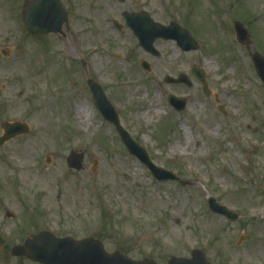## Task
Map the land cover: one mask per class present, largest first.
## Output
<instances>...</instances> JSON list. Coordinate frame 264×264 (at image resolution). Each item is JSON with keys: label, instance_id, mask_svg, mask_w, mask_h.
Returning <instances> with one entry per match:
<instances>
[{"label": "rangeland", "instance_id": "374dc122", "mask_svg": "<svg viewBox=\"0 0 264 264\" xmlns=\"http://www.w3.org/2000/svg\"><path fill=\"white\" fill-rule=\"evenodd\" d=\"M24 1L0 0V49L11 50L0 52V135L4 121L31 129L0 147V264H39L12 256L10 248L42 230L94 237L109 252L157 264L190 258L194 249L212 264H264V248L253 250L264 242V118L252 120L264 105V83L233 29L234 20L242 21L251 51L264 55V0H62L64 34L47 36L27 32ZM134 4L160 23H179L199 48L184 51L159 39L160 57L145 52L126 25L124 32L113 25L124 24L120 13ZM192 65L205 71L208 95ZM181 73L190 85L165 81ZM89 78L103 86L122 125L154 162L180 180L156 181L128 153L95 106ZM169 94L186 98V109L176 111ZM148 108L161 114L147 120ZM207 115L219 126L212 132ZM74 150L85 153L81 171L67 166ZM212 196L237 220L212 212Z\"/></svg>", "mask_w": 264, "mask_h": 264}, {"label": "water", "instance_id": "95a60500", "mask_svg": "<svg viewBox=\"0 0 264 264\" xmlns=\"http://www.w3.org/2000/svg\"><path fill=\"white\" fill-rule=\"evenodd\" d=\"M23 17L28 31L36 34H47L61 31V27L67 21L68 16L61 0H27L23 10ZM127 20L137 35L140 44L152 53L159 54L154 47V42L160 37L175 39L177 44L186 51L198 49V45L191 33L175 22L171 23L170 26L161 25L154 22L146 12L139 13L134 17L129 15ZM234 27L237 39L247 47H250L252 39L249 30L239 21L234 22ZM2 53L8 55L9 50L3 49ZM250 56L258 76L264 82V55L259 52H252ZM142 67L150 69V65L146 61L142 62ZM192 71L203 83L204 89L208 93L204 71L196 65L192 66ZM166 81L189 83L185 74H181L177 79L167 76ZM88 84L93 93L95 105L106 120L115 124L120 138L129 153L137 156L157 180L179 179L173 172L157 166L151 160L146 149L139 145L129 132L123 128L119 114L107 98L102 86L93 80H89ZM169 101L178 111L186 108L187 100L185 98L170 95ZM222 111L225 112L223 109ZM3 129L4 133L0 136V146L18 135L30 132L29 125L21 121H6L3 123ZM84 158V152L72 151L67 157V164L70 168L82 170L84 168ZM209 207L213 212L226 215L231 220L238 218L235 212L217 203L214 197L209 198ZM11 254L16 257L25 256L31 261L40 264H157L150 259H132L119 250L108 252L103 242L93 237L75 240L70 236L58 237L47 230L40 231L37 234H30L22 244L14 245L11 248ZM168 264L211 263L207 261L203 251L196 249L192 251V258L173 256L169 259Z\"/></svg>", "mask_w": 264, "mask_h": 264}, {"label": "bare ground", "instance_id": "6f19581e", "mask_svg": "<svg viewBox=\"0 0 264 264\" xmlns=\"http://www.w3.org/2000/svg\"><path fill=\"white\" fill-rule=\"evenodd\" d=\"M72 51H73V50H72V44H69L67 52H72ZM184 70H187V69H184ZM134 75H136L135 72L131 73V77H133ZM223 77H224L226 80H229V74H226V75H224ZM191 79L193 80V78H191ZM139 89H140L139 87H136V88L132 91V93L138 91ZM188 95H189V96H192L191 94H188ZM194 100L197 101L196 98H195ZM236 104H238V99H236L235 101H232V102H231V105H232V106H235ZM193 108H194V109H197V112H198V113L203 111V110L198 106V103H197V102H195V104L193 105ZM260 109H261V111H260V116L254 114V115L252 116V120L257 121L258 118H264V105H262ZM150 110H151V109L148 108V109H146V110H144V111L142 112V116H144L147 120H149L150 118H153L154 115H160V114H161V110H160V109H155L153 113H151ZM83 114H85L84 110H83ZM198 115H199V114H198ZM80 118H81V117H80ZM86 120L89 121L90 119L87 118ZM239 123H240V122H239ZM205 127H206L209 131L212 132V131L216 130L219 126H218V123L216 122V120H215L212 116L207 115V116H206V121H205ZM248 127H250V124H249V123H248ZM30 155H31V154H30L29 152H24V154H23V160H24V161H28L29 158H30ZM106 174H107L108 176H110V172H109V171L106 172ZM243 199H245V198H243ZM147 201H148V202H151V199H148ZM253 206H254V209H255V208H256V204H253ZM189 244H190V242H188V241H186V242H184V243H181L180 246H179V249H180V250H185L186 247H187ZM262 248H264V242H263V241H258V242L256 243V245H255V248H254L253 250H254V251L256 250V252H257V250H260V249H262Z\"/></svg>", "mask_w": 264, "mask_h": 264}, {"label": "flooded vegetation", "instance_id": "af4514ba", "mask_svg": "<svg viewBox=\"0 0 264 264\" xmlns=\"http://www.w3.org/2000/svg\"><path fill=\"white\" fill-rule=\"evenodd\" d=\"M116 1H118V2H120V3H125V1L126 0H123V1H120V0H116ZM25 2V1H24ZM135 6V4L134 5H132L131 6V10H127V11H123V12H121L120 13V16H121V18H123V20H124V24L122 23H120L119 21H117V20H114L113 21V25H114V27L116 28V30H118V31H122V32H124V30L126 29V26H127V28L129 29V30H131V34L134 36V37H136V34H135V32H134V30L131 28V26L128 24V20H127V16H129L130 15V17L132 16V17H134L135 15H137L138 13H140V12H142V11H147V10H144L143 9V7L141 8V7H136L135 6V9L134 8H132V7H134ZM151 17L153 18V16L151 15ZM126 25V26H125ZM165 25H168V24H165ZM64 34V33H63ZM137 38V37H136ZM159 39H163V38H157L156 40H155V42H154V44H156V42L159 40ZM163 40H168V41H174V40H172V39H163ZM139 45L142 47V49L145 51V52H147V53H149V54H151V55H153V56H155V57H160V55H161V53H160V51L157 49V47H156V49H157V51H159V54H155V53H152V52H150V51H148V50H146L145 48H143V46L139 43ZM147 61V60H146ZM149 62V61H148ZM151 65V64H150ZM141 66V65H140ZM151 69H150V71L152 70V67H150Z\"/></svg>", "mask_w": 264, "mask_h": 264}]
</instances>
